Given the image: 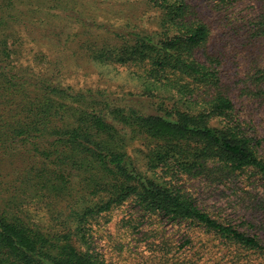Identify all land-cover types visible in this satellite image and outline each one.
Returning a JSON list of instances; mask_svg holds the SVG:
<instances>
[{
  "label": "trees",
  "instance_id": "obj_1",
  "mask_svg": "<svg viewBox=\"0 0 264 264\" xmlns=\"http://www.w3.org/2000/svg\"><path fill=\"white\" fill-rule=\"evenodd\" d=\"M113 2L130 10L117 26L77 0H0V264H103L87 239L91 221L125 202L264 255V239L238 228L247 217L217 219L178 180L212 167L221 179L264 183L260 139L235 113L217 62L198 56L209 26L192 0ZM236 3L212 0L217 11ZM245 27L254 44L264 37V7ZM36 40L49 51L30 58L23 44ZM73 41L102 71L128 67L144 100L67 82L60 54ZM140 140L164 175L138 168L129 146ZM60 203L72 218L56 219L61 227L30 209Z\"/></svg>",
  "mask_w": 264,
  "mask_h": 264
},
{
  "label": "rangeland",
  "instance_id": "obj_2",
  "mask_svg": "<svg viewBox=\"0 0 264 264\" xmlns=\"http://www.w3.org/2000/svg\"><path fill=\"white\" fill-rule=\"evenodd\" d=\"M113 1L77 0V5L91 16L96 14L98 22L117 26L126 20L130 10ZM192 3L210 28V36L198 50V56L217 62L222 89L231 96L235 113L247 131L260 139L259 152L264 156V37L254 44L246 38L245 27L263 10L264 0H238L229 11L215 10L212 0H192ZM152 16L153 13L145 20L149 28H154ZM101 44L97 40L96 45ZM23 47L29 50L30 58L40 51H49L47 44L37 40L28 41ZM60 55L65 60V77L70 84L105 89L118 97L142 95L139 99L144 100L141 87L131 79L128 67L114 64L109 65L111 72L102 71L99 62L88 58L76 41L69 43ZM152 148L153 144L140 140L132 142L129 151L144 174L162 176L160 166H153L158 157L153 156ZM211 168L196 177L182 175L178 180L199 206L214 217L236 223L245 216L252 223H243L238 228L250 234L257 232L264 239V183L245 175L221 179ZM63 206L36 205L30 209L42 221L61 227L56 219L63 218L66 223L72 220L68 208L62 210ZM90 226L87 239L103 264H264V255L258 252L236 247L201 226L187 222L171 224L155 214L144 216L130 202L103 212ZM74 242L79 246L78 241Z\"/></svg>",
  "mask_w": 264,
  "mask_h": 264
}]
</instances>
